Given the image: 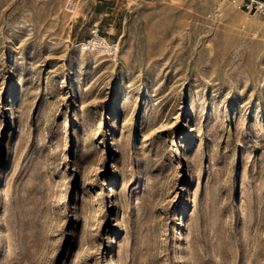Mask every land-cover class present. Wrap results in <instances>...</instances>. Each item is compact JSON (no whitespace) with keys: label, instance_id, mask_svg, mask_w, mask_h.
<instances>
[{"label":"rangeland","instance_id":"obj_1","mask_svg":"<svg viewBox=\"0 0 264 264\" xmlns=\"http://www.w3.org/2000/svg\"><path fill=\"white\" fill-rule=\"evenodd\" d=\"M69 1L0 0V264H264V18Z\"/></svg>","mask_w":264,"mask_h":264},{"label":"built area","instance_id":"obj_2","mask_svg":"<svg viewBox=\"0 0 264 264\" xmlns=\"http://www.w3.org/2000/svg\"><path fill=\"white\" fill-rule=\"evenodd\" d=\"M228 3L241 10L242 12L259 16L264 18V0H226ZM76 9V2L69 1L67 3V11L72 13ZM91 39L82 44L85 49L88 50H106L109 54L116 53V45H108L103 39L99 37L98 27H94L91 31ZM94 39V42H91Z\"/></svg>","mask_w":264,"mask_h":264},{"label":"bare ground","instance_id":"obj_3","mask_svg":"<svg viewBox=\"0 0 264 264\" xmlns=\"http://www.w3.org/2000/svg\"><path fill=\"white\" fill-rule=\"evenodd\" d=\"M91 42H94V39H93ZM82 46H83V45H82Z\"/></svg>","mask_w":264,"mask_h":264}]
</instances>
